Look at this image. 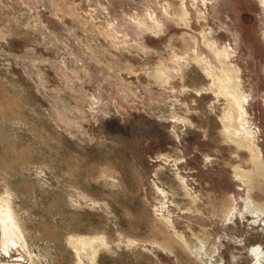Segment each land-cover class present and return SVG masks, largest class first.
Wrapping results in <instances>:
<instances>
[{
  "label": "rangeland",
  "instance_id": "obj_1",
  "mask_svg": "<svg viewBox=\"0 0 264 264\" xmlns=\"http://www.w3.org/2000/svg\"><path fill=\"white\" fill-rule=\"evenodd\" d=\"M0 264H264V0H0Z\"/></svg>",
  "mask_w": 264,
  "mask_h": 264
},
{
  "label": "bare ground",
  "instance_id": "obj_2",
  "mask_svg": "<svg viewBox=\"0 0 264 264\" xmlns=\"http://www.w3.org/2000/svg\"><path fill=\"white\" fill-rule=\"evenodd\" d=\"M239 107V106H238ZM239 110V109H238Z\"/></svg>",
  "mask_w": 264,
  "mask_h": 264
}]
</instances>
